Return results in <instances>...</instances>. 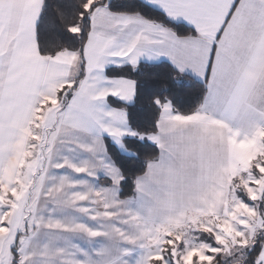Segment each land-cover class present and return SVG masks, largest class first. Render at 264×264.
<instances>
[{
    "label": "snow or ice",
    "instance_id": "obj_1",
    "mask_svg": "<svg viewBox=\"0 0 264 264\" xmlns=\"http://www.w3.org/2000/svg\"><path fill=\"white\" fill-rule=\"evenodd\" d=\"M0 264H264V0H0Z\"/></svg>",
    "mask_w": 264,
    "mask_h": 264
},
{
    "label": "trees",
    "instance_id": "obj_2",
    "mask_svg": "<svg viewBox=\"0 0 264 264\" xmlns=\"http://www.w3.org/2000/svg\"><path fill=\"white\" fill-rule=\"evenodd\" d=\"M194 102V93L190 95H186L181 99V103L188 105Z\"/></svg>",
    "mask_w": 264,
    "mask_h": 264
}]
</instances>
